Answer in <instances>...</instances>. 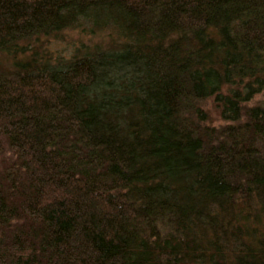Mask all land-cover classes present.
I'll return each mask as SVG.
<instances>
[{"label":"trees","instance_id":"16d2710c","mask_svg":"<svg viewBox=\"0 0 264 264\" xmlns=\"http://www.w3.org/2000/svg\"><path fill=\"white\" fill-rule=\"evenodd\" d=\"M263 90L264 0H0V264H264Z\"/></svg>","mask_w":264,"mask_h":264},{"label":"rangeland","instance_id":"374dc122","mask_svg":"<svg viewBox=\"0 0 264 264\" xmlns=\"http://www.w3.org/2000/svg\"><path fill=\"white\" fill-rule=\"evenodd\" d=\"M84 27V28H83ZM77 26L60 31V33L52 38H49L44 42V45L48 48L49 54L54 58L55 56L67 57L76 48L82 46L92 45L95 43L104 44L106 41H102L100 34L90 32L85 26ZM101 38V39H100ZM264 104V90L256 94L254 98L247 103V106H253L255 104ZM201 109L207 113L208 121L202 125L219 128L227 124L222 121L219 110L217 109L212 98L207 99L201 103Z\"/></svg>","mask_w":264,"mask_h":264}]
</instances>
